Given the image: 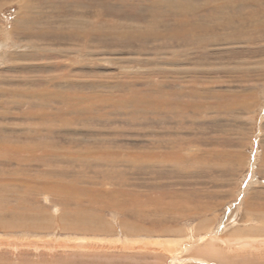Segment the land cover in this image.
<instances>
[{
    "label": "rangeland",
    "instance_id": "obj_1",
    "mask_svg": "<svg viewBox=\"0 0 264 264\" xmlns=\"http://www.w3.org/2000/svg\"><path fill=\"white\" fill-rule=\"evenodd\" d=\"M28 1L29 33L19 2L0 11V78L32 92L2 103L0 134L28 135L38 185L25 226L0 227V264H264V2ZM233 12L259 41L222 27ZM28 42L38 69L15 68Z\"/></svg>",
    "mask_w": 264,
    "mask_h": 264
},
{
    "label": "bare ground",
    "instance_id": "obj_2",
    "mask_svg": "<svg viewBox=\"0 0 264 264\" xmlns=\"http://www.w3.org/2000/svg\"><path fill=\"white\" fill-rule=\"evenodd\" d=\"M17 2H19V6H20V9H19V17L17 18V21H16V26H15V29H19L20 31L22 30L23 33H29L30 32V29L28 26H26V23H28L29 19H28V15L30 14V9L32 6V4L29 3L28 0H15ZM133 1V0H132ZM184 1V0H183ZM182 1V2H183ZM206 3H207V0H205ZM256 1H263L264 0H256ZM7 2V0H0V11H1V7L3 5H5ZM178 3V1H176ZM188 2V1H187ZM248 0H211V2L209 3H216V4H213L217 7V9H225L228 7V3H231V5H233L234 7L235 6V3H247ZM184 3V2H183ZM189 3V2H188ZM191 4H189L190 6ZM205 5V4H204ZM230 5V6H231ZM185 6V5H184ZM188 6V7H189ZM199 7V5H197ZM215 6H213L214 8H216ZM229 6V7H230ZM191 7V6H190ZM212 7V6H211ZM192 8V7H191ZM196 8V7H195ZM231 8V7H230ZM234 9V8H233ZM100 10V9H99ZM222 12V11H221ZM254 12V11H253ZM230 13H231V10H230ZM255 13V12H254ZM102 14V13H101ZM221 14V13H220ZM203 16V15H202ZM236 12H233V14L230 15V18L226 21L224 19L225 22H220V24H222V27H226V29H229V31H232V32H236V35L238 36L237 38H241V37H245L244 35L247 34V29L248 27L247 26H240L238 27V29H233L232 28V24H233V21L234 19H236ZM225 18V17H224ZM246 18L248 17H245L244 15H242L241 19H242V23H246ZM74 22V21H73ZM91 22V21H90ZM88 23V22H87ZM29 24V23H28ZM243 27V28H242ZM254 30H261L258 28V24H256L254 27ZM84 29V28H83ZM86 29V28H85ZM84 31H89L90 30H85ZM4 31H6L5 29H3V31H0V39H4V40H9L8 38L12 35L11 34V30L8 29L7 30V35H4L6 34ZM83 31V30H82ZM83 31V32H84ZM4 32V34H3ZM75 32V31H74ZM239 32V33H237ZM250 32V29L248 31V33ZM78 33V32H76ZM228 33V32H227ZM233 35V34H232ZM5 36H6V39H5ZM227 36V34H226ZM231 36V34L229 35ZM227 36V37H229ZM234 36V35H233ZM264 37V35H260V37H258V39L260 41H262L261 39ZM236 38V39H237ZM246 38V37H245ZM235 39V40H236ZM257 39V40H258ZM18 40V39H17ZM256 39L254 38H251V37H248L246 38L245 41H249V42H254ZM256 40V41H257ZM258 40V41H259ZM22 43V42H21ZM34 43V42H33ZM212 43V42H211ZM4 45V44H3ZM2 45V46H3ZM16 45V44H15ZM26 46L25 47H29L30 51L32 54H27V53H24L25 54V57L26 59L24 60H21L20 62L17 60H15L16 58H20L18 57V54H17V51L16 50H12L11 53L9 54L8 57H10V60L12 61L13 65L15 66V68H18V69H22L23 67L25 69L27 68H33V69H38V66H39V63L37 62V60L42 56L41 54V51H38V48L39 47H36L34 46V44H32L30 42V45H29V42L27 44H25ZM6 46H10V45H6ZM14 46V45H13ZM18 46H21L20 44H18ZM255 46V45H254ZM257 46V45H256ZM4 47V46H3ZM12 47V46H11ZM209 48V47H208ZM9 49V48H8ZM21 49V47H20ZM52 51V50H51ZM59 51V50H58ZM64 51V50H63ZM256 51V50H255ZM25 52V51H24ZM34 53V55H33ZM1 54V53H0ZM180 54V53H179ZM17 55V56H16ZM28 55H31L30 57ZM174 55H177V54H174ZM173 57V56H172ZM42 59V58H41ZM4 60V59H3ZM26 60H29V61H33L31 63L26 62ZM175 60V59H174ZM177 60V59H176ZM5 61V60H4ZM40 62V61H39ZM46 63V62H45ZM173 63V62H172ZM179 63V62H178ZM24 65V66H23ZM9 68H12L11 66H9ZM40 68V67H39ZM8 70V68H7ZM19 71V70H18ZM25 71V70H24ZM31 71V70H30ZM59 74V73H58ZM52 75V74H51ZM55 76V75H54ZM71 77V76H70ZM66 78V77H65ZM24 79H27L26 76H23V77H18V76H14V77H8V76H4L2 75L1 78H0V85H2V88L0 90V105L2 106V109L0 110V116L3 117V118H10L11 117V114H13V110L11 109V105H9V103L11 102V104L13 105H16L17 106H20V105H23L25 104L26 102V99H27V94L28 92H30V94L32 93L31 91H28L27 93L25 91H23V89L21 88L20 90H17V89H11L10 88V84H13L15 82H17L19 85H21L20 83L23 82ZM54 79V77H53ZM63 79V78H62ZM4 83H9L8 85H4ZM4 97V98H3ZM3 98V99H2ZM6 99H9L8 100V107L6 105H2V103H5L4 101ZM7 101V100H6ZM25 107V105L23 106ZM22 109V108H21ZM221 109V108H220ZM222 110V109H221ZM35 111V110H34ZM28 114V111L25 110H21V111H15L14 112V115L17 114L18 115V118H19V115L20 114ZM39 114V112H37ZM37 114V115H38ZM32 115V113H31ZM33 115H35V112H33ZM20 124V123H19ZM1 125V124H0ZM5 127H4V130L6 129V123L4 124ZM3 125V126H4ZM14 125V124H13ZM26 125V124H25ZM20 126V125H19ZM22 126V125H21ZM20 126V127H21ZM11 129V128H10ZM20 130H23L22 128H20ZM4 133V131H3ZM8 135V133H6ZM10 134V133H9ZM18 134V133H17ZM17 134L15 136H17ZM7 135H1L0 134V160L2 161H5V160H8L9 162H12V161H17L18 162V165L20 166H17V170L15 171H18L16 173H13L14 171H12L13 169H11L10 172L8 173H5L4 171H0V206H5L6 209H9L11 210V213H16L17 216H15L14 218H11V221H5L4 218L3 220H1L0 222V227L4 228L3 230L4 231H11V228L13 227H20V226H25L24 223L22 222V214H24V211H23V206L21 203V199L26 196L25 195V192L23 193V191H27L24 189V186H34V187H37L38 185V181L35 182V178L33 179L34 182H32L30 185H29V182L27 183L26 179H27V174H23L24 172L20 169L22 168L21 166H24L23 164H25L26 162L28 161H35L38 157V154H36V150H34V145H30V144H27V139H28V135L27 134H24L23 133H19L18 136L16 137V140H10L9 139V136ZM11 135V134H10ZM12 139V138H11ZM15 139V137H14ZM25 139V141H24ZM14 141H17L16 143H14ZM51 141V140H50ZM35 149H38V148H35ZM28 150H33L29 156L28 154H26V152ZM29 152V151H28ZM40 156V155H39ZM32 157V158H31ZM38 160V159H37ZM39 161V160H38ZM2 163V162H1ZM16 163V162H14ZM5 164V163H4ZM6 167V166H5ZM25 167V166H24ZM0 168H3L0 166ZM7 168V167H6ZM4 169V168H3ZM10 170V168H9ZM22 174L25 175L26 177H22ZM30 175V174H29ZM17 176L21 177V178H17ZM52 180V178H51ZM54 181V180H53ZM31 182V181H30ZM44 184V183H43ZM32 185V186H31ZM63 185V184H62ZM28 187V188H30ZM66 187V186H65ZM247 188V187H246ZM29 190V189H28ZM89 194V193H88ZM10 197H12V200L15 198L17 199L19 202L17 205H14V204H11V201H10ZM7 198H9L7 200ZM24 201H25V198H24ZM15 202V201H14ZM22 202H23V199H22ZM20 204V205H19ZM25 206V204H24ZM18 207V208H17ZM126 209V208H125ZM4 213V212H3ZM9 213V212H8ZM18 229V228H16ZM8 231V232H9ZM1 241V240H0ZM7 243H9L8 240H5ZM1 244V243H0Z\"/></svg>",
    "mask_w": 264,
    "mask_h": 264
}]
</instances>
